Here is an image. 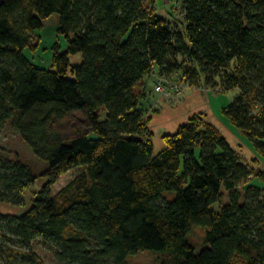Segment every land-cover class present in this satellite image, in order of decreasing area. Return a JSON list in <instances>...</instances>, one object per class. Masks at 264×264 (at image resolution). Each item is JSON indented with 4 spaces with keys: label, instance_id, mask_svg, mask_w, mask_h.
<instances>
[{
    "label": "trees",
    "instance_id": "1",
    "mask_svg": "<svg viewBox=\"0 0 264 264\" xmlns=\"http://www.w3.org/2000/svg\"><path fill=\"white\" fill-rule=\"evenodd\" d=\"M180 11L181 21L155 0H0V123L44 163L0 151V204L22 205L44 180L23 212L0 209V264H42L37 240L59 264H130L146 250L157 264H264V168L252 167L264 162V0H181ZM54 13L68 47L41 68L26 49ZM147 77L165 91L236 89L223 113L253 163L203 113L157 150Z\"/></svg>",
    "mask_w": 264,
    "mask_h": 264
},
{
    "label": "rangeland",
    "instance_id": "2",
    "mask_svg": "<svg viewBox=\"0 0 264 264\" xmlns=\"http://www.w3.org/2000/svg\"><path fill=\"white\" fill-rule=\"evenodd\" d=\"M180 4L181 0H155V8L159 15L164 16L166 18L172 19V17H176L178 20H182V14L180 11ZM60 27V18L57 13L52 14L51 16L44 19V26L41 29H38L34 32L32 42L29 47L26 49V54L31 58L34 64L36 66L41 68H50L53 64V56L55 53V48L59 51H65L68 47V39L66 35L62 34L59 31ZM83 61V54L77 53V54H71L70 55V62L72 65L79 64ZM70 77H73L71 73H69ZM174 79V80H173ZM172 79V82H179V78L174 76ZM153 84V83H152ZM155 85L153 86L151 84H148V90L151 94V102H146L147 107H149V110L152 111L154 108L162 109L166 105L171 104V107L174 110H181L182 108H185V111L182 116L190 115H196L199 113H203L205 120H211L214 121V125L216 126L220 131L222 130L224 133L228 134L232 137L230 132L224 127V125L221 122H224V118L222 116H225L223 114L222 109L228 105L236 96L237 90L236 89H230L225 90L221 86L217 87L216 89H210L209 91V99H207V93L201 87L203 95L205 97L206 101V109L197 110L198 107L194 108H188L187 107V100L186 95L188 96L191 94L189 89H186L183 87L181 89H175L173 93L169 92V89L165 92L161 93V98H164V104L160 101L157 104V101L152 96L151 89L153 90L155 95H158L155 89ZM157 92V93H156ZM160 95V94H159ZM172 96V100H169V97ZM186 100V101H185ZM209 102L211 106L212 112L217 116L215 118L209 108ZM189 117V118H190ZM221 121H219V120ZM225 120L227 118L225 117ZM152 121V120H151ZM226 125L229 126V124ZM158 128V127H157ZM235 131H237L235 128H233ZM221 131V132H222ZM232 133L239 137L241 142L244 143L243 147H250V141L249 139L243 134L237 133L235 134L233 130H231ZM223 133V134H224ZM157 139V138H156ZM155 139V140H156ZM163 141V138H161ZM237 140V139H236ZM246 149V148H245ZM0 151L6 154L11 159H23L27 161L36 171H40L44 167L43 161H41L39 158L35 156L29 145L18 135L16 134L12 129L9 127L3 125L0 123ZM247 151V149H246ZM240 152L243 154L244 151L240 150ZM245 157L246 161H250L249 163H253V155L249 158L243 155ZM262 167L264 168V162H258L254 166L256 167ZM75 177V172L70 171L68 173H65L59 181L54 185L53 192L54 194L57 193L64 185L69 183L73 178ZM254 182V181H253ZM44 180L38 179L37 182L33 185H31L24 196V203L20 206L16 205H10V204H0V209L5 212H13V213H20L23 212L28 208L30 203L32 202L33 195L39 190V188L43 185ZM227 196L224 192V195L222 196V204L227 202ZM205 228L201 226H194L192 228L191 232V238L196 243L198 247H202L204 245L205 240ZM14 248H18L15 245H12ZM34 248L36 252L40 255V259L42 264H59L51 251V249L43 243L41 240H37V242L34 243ZM23 251H27V248H18ZM158 254L156 252L146 250L142 251L134 256H131L129 258L130 264H157L158 262Z\"/></svg>",
    "mask_w": 264,
    "mask_h": 264
},
{
    "label": "crops",
    "instance_id": "3",
    "mask_svg": "<svg viewBox=\"0 0 264 264\" xmlns=\"http://www.w3.org/2000/svg\"><path fill=\"white\" fill-rule=\"evenodd\" d=\"M145 82H147L148 84H151L153 86L152 80H150V77L149 78L148 77L145 78ZM186 89H189L190 92H191V94H189L188 96L186 95V97H185L186 100L188 99L187 100V107L188 108H194L195 106L198 107L197 110H201V109L203 110V109L207 108L206 107V101H205L206 99H205V97L203 95L201 87H194V86H190L189 87V86H186L185 90ZM204 90L207 93V95H206L207 99H209V94L208 93H209L210 90H208V89H204ZM150 91L152 92L153 98H155V100L157 101V104H158L159 101L164 104L165 99L161 98V93H157L156 92L158 95H155L152 89ZM173 91H175L174 88H169V92L170 93H173ZM169 100H172V96L169 97ZM209 108H210V111H211L212 115L215 118H217V116L211 110L210 102H209ZM184 111H185V108H182L181 110H174L171 107V104H168L164 108L160 109L159 113L152 114V121H151L150 126H151V129L153 130L154 135H155L154 143H155V147H156L157 150L162 149L163 146H164V142L162 141L161 138L163 137V135L165 133H168V132L173 133V132H175L179 128L180 124L186 122L189 119L191 114L190 115H186V116H182V115H185V114H183ZM222 111H223V109H222ZM222 117L224 118V122H221L219 119L218 120L224 125V127H226V129L230 132L232 137L229 136L228 134L224 133L222 130L221 131H222V133H224V135L230 141V143L234 147L239 149V151L243 150L244 151L243 154H245L246 157L249 156V158H250L253 155V157L255 158L256 155L252 151V149H249L248 147H243L244 143L241 142L239 137H236L232 133L231 130L234 131V129L230 126L229 122L227 120H225V116H222ZM211 121L214 123L213 120H211ZM226 122H227V124H229V126L226 125ZM216 126H218V125H216ZM245 148L247 149V151H246ZM256 163L258 164V162H256Z\"/></svg>",
    "mask_w": 264,
    "mask_h": 264
},
{
    "label": "built area",
    "instance_id": "4",
    "mask_svg": "<svg viewBox=\"0 0 264 264\" xmlns=\"http://www.w3.org/2000/svg\"><path fill=\"white\" fill-rule=\"evenodd\" d=\"M176 89H181L180 88V86H178ZM155 90L157 91V92H165V86H164V83L163 82H160V81H157L156 83H155Z\"/></svg>",
    "mask_w": 264,
    "mask_h": 264
}]
</instances>
